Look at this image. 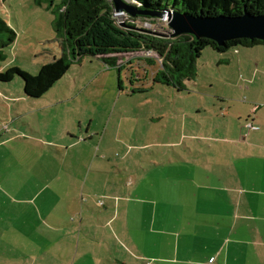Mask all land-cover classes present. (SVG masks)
Masks as SVG:
<instances>
[{
    "label": "rangeland",
    "instance_id": "1",
    "mask_svg": "<svg viewBox=\"0 0 264 264\" xmlns=\"http://www.w3.org/2000/svg\"><path fill=\"white\" fill-rule=\"evenodd\" d=\"M60 4L61 0H45L41 4L36 0H0V18L17 33L15 41L3 49L5 59L0 61V72L19 67L38 75L43 64L61 56L55 28ZM115 13L123 25L133 24L140 32L158 37L172 35L167 15L143 18L125 11ZM227 52L204 49L196 60L197 76L185 80L182 90L156 81L161 59L153 50L119 53V66L113 67L98 57L85 56L73 62L67 73L39 98L25 94L20 76L10 82L0 81V142L6 140L0 145V170L8 175L0 186L7 188L8 181L48 182L59 167H65L62 177L70 179L67 171L72 168L75 179L90 186L107 178L88 168L106 165L116 172L118 165L123 164L127 171L120 182L138 179L133 170L140 167V177L146 182L143 184L154 188L157 181L160 199L165 188L164 173L155 165H168L169 174L182 165L194 170L197 151L213 153L222 148L214 139L228 135L226 122L245 126V117L240 119L229 106L264 103V89L246 91L247 84L232 83L235 64L230 65L223 58L234 52L233 48ZM147 58H154L156 63L149 64ZM71 134L83 144L68 149L69 141L74 140ZM145 144L149 145L145 148ZM105 148H110V152L106 153ZM154 157L157 160L151 161ZM38 166L45 167V171L38 173ZM134 187L125 182L126 194L132 192L133 196ZM148 191L143 190L146 194ZM81 206L85 215L102 208L92 201ZM143 211L150 212L146 208ZM0 219L1 229L5 227V216Z\"/></svg>",
    "mask_w": 264,
    "mask_h": 264
},
{
    "label": "crops",
    "instance_id": "2",
    "mask_svg": "<svg viewBox=\"0 0 264 264\" xmlns=\"http://www.w3.org/2000/svg\"><path fill=\"white\" fill-rule=\"evenodd\" d=\"M257 46L235 48L223 58L235 64L232 83L247 84L246 91L264 89V45ZM229 108L259 129L228 121V135L214 139L222 148L197 151L194 170L182 165L169 174L168 165H155L164 173L160 199L157 181L154 188L143 184L140 167L133 170L138 179L125 181L135 186L133 196L127 195L120 182L127 171L123 164L118 175L106 165L91 166L88 171L107 179L90 186L75 179L72 168L70 179L62 177L65 167L57 168V174L54 169L48 182L0 186V218L5 216L0 264H264V103ZM71 135L68 149L83 144ZM6 172L0 170V181L8 178ZM147 188L148 194L143 192ZM82 201L102 208L85 215ZM144 208L150 212L144 214Z\"/></svg>",
    "mask_w": 264,
    "mask_h": 264
},
{
    "label": "trees",
    "instance_id": "3",
    "mask_svg": "<svg viewBox=\"0 0 264 264\" xmlns=\"http://www.w3.org/2000/svg\"><path fill=\"white\" fill-rule=\"evenodd\" d=\"M45 0H36L42 3ZM53 0H49L51 3ZM138 9L153 12L179 11L190 15H232L239 16L248 11L264 13V0H125ZM137 17L151 18V16ZM156 17V16H155ZM55 28L60 38L62 54L53 61L43 64L38 75L11 67L0 72L1 82H10L20 76L24 92L30 98H39L60 80L71 68L73 62L85 56L102 59L110 67L119 66V53L153 50L161 59L156 81L184 88L185 80L197 76L196 60L207 47L219 52L231 48L264 45V39L237 38L220 46L209 38H197L184 33L169 37H158L140 32L133 24L123 25L116 18L113 0H61L55 18ZM16 31L0 18V61L5 59L3 49L16 39ZM155 64L154 58L146 59Z\"/></svg>",
    "mask_w": 264,
    "mask_h": 264
},
{
    "label": "water",
    "instance_id": "4",
    "mask_svg": "<svg viewBox=\"0 0 264 264\" xmlns=\"http://www.w3.org/2000/svg\"><path fill=\"white\" fill-rule=\"evenodd\" d=\"M115 12H127L132 16L165 17L166 12H153L138 9L125 0H113ZM172 35L184 33L195 35L197 38H209L222 46L227 41L237 38L264 39V13L252 14L244 11L242 15H190L179 11L168 14Z\"/></svg>",
    "mask_w": 264,
    "mask_h": 264
},
{
    "label": "built area",
    "instance_id": "5",
    "mask_svg": "<svg viewBox=\"0 0 264 264\" xmlns=\"http://www.w3.org/2000/svg\"><path fill=\"white\" fill-rule=\"evenodd\" d=\"M116 14V13H115ZM168 12H166V15L168 16ZM246 126L249 128V129H259V126L257 125H254L251 121H247L246 122ZM214 259L211 260V262H213Z\"/></svg>",
    "mask_w": 264,
    "mask_h": 264
}]
</instances>
